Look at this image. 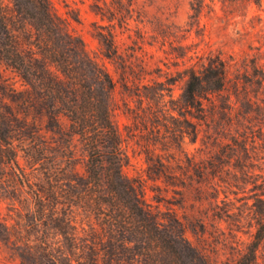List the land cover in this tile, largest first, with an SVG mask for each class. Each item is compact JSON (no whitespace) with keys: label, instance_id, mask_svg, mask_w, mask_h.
Returning <instances> with one entry per match:
<instances>
[{"label":"trees","instance_id":"1","mask_svg":"<svg viewBox=\"0 0 264 264\" xmlns=\"http://www.w3.org/2000/svg\"><path fill=\"white\" fill-rule=\"evenodd\" d=\"M90 7L109 22L95 25L102 57L113 64L128 96L146 103L139 112L127 110L135 126L140 123L149 129L139 135L149 177L180 185L183 197L193 185L197 193L205 194L206 184L219 177L223 167L189 156L183 141L186 136L196 140L207 118L206 102L227 88V60L220 53L195 51L188 60H196L176 71V76L144 82L149 74L144 63L136 64L133 55L119 51L116 42V27L129 30L133 14L144 13L138 0H92ZM201 8V0L191 4L190 27L198 26ZM155 20L157 35L152 41L160 36L162 45L172 44V37L181 42L188 32ZM139 38L143 44L145 36L140 33ZM176 48L175 58L183 59L188 47L179 43ZM0 60L22 82L16 89L0 73V192L10 196L28 192L34 202L32 219L41 232L33 244L19 241L20 264L255 263L264 241V170L255 173L259 182L252 240L236 257L212 261L185 235L187 229L194 232L197 224L203 228L202 219L177 214L160 219L144 198L143 182L123 171L130 156L113 118L117 81L86 50L51 0H0ZM258 74L257 84L264 90V70ZM181 78L182 91L175 98L172 85ZM258 109L255 106L253 111ZM234 143L237 148L246 147L241 140ZM77 146L82 155L77 154ZM19 154L29 170L19 165ZM76 209L85 214L88 229L81 221L83 236L77 230ZM8 236V227L0 219V240ZM55 236L61 239L54 241Z\"/></svg>","mask_w":264,"mask_h":264},{"label":"rangeland","instance_id":"2","mask_svg":"<svg viewBox=\"0 0 264 264\" xmlns=\"http://www.w3.org/2000/svg\"><path fill=\"white\" fill-rule=\"evenodd\" d=\"M197 1L138 0V7L144 10L142 16L136 12L133 14L129 30L116 27L119 51L133 55V61L144 63L149 71L144 82L176 76V71L196 60H188V57H194L195 51L199 54L220 53L230 65L228 86L206 102L207 118L196 140L192 142L190 136H186L183 141V149L189 156L219 163L223 167L222 172L206 184L208 190L205 194L197 193L193 185L183 197V187L150 178L147 173L141 146L143 141L139 135H146L149 129L143 128L140 123L135 126L127 110L130 107L139 112L146 103H139L136 97L128 96L113 64L101 55L95 25H108L107 19H102L91 9L92 0H51L57 14L65 18L69 28L81 37L86 50L103 62L117 81L113 118L130 156L123 171L143 182L144 198L160 219L165 221L170 214L202 219L203 228L197 224L194 232L187 229L185 235L193 244L204 249L212 261L220 262L234 258L244 250L255 231V184L259 182L255 181V173H263L264 170V102L261 100L264 90L257 84L258 73L264 70V0H201L198 26L190 27V16L194 12L191 4ZM156 18L163 23L188 29L185 38L179 42L180 39L172 37V44L166 42L164 45L160 43V36L157 41H152V37L157 35ZM139 32L145 36L143 44H140ZM179 43L188 47L183 59L175 58ZM0 73L14 88L22 87L17 72L1 60ZM183 84L184 79L181 78L172 85L173 97H179ZM237 91L238 97L235 96ZM248 98L251 99L249 103ZM255 106L259 108L257 111H253ZM146 124L149 127L150 117L146 119ZM240 140L245 149L237 148L234 143ZM77 154L82 155L79 146ZM18 162L29 170L21 154ZM79 169H84L82 162ZM184 181L186 186L188 179ZM33 209L34 202L28 192L17 191L11 196L0 192V219L9 233L7 238L0 240V264H20L17 255L19 241L33 244L41 235L32 219ZM74 215L79 235L83 236L82 227L88 229L85 214L76 209ZM81 221L84 222L82 227ZM60 239L55 236L54 241ZM118 264L138 263L122 260ZM254 264H264V241L258 247Z\"/></svg>","mask_w":264,"mask_h":264}]
</instances>
